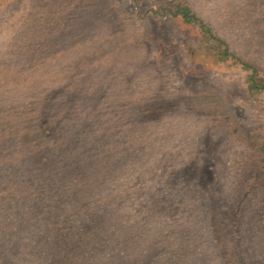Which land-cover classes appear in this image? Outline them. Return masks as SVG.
<instances>
[{
	"label": "rangeland",
	"instance_id": "rangeland-1",
	"mask_svg": "<svg viewBox=\"0 0 264 264\" xmlns=\"http://www.w3.org/2000/svg\"><path fill=\"white\" fill-rule=\"evenodd\" d=\"M254 68L264 0H0V264H264Z\"/></svg>",
	"mask_w": 264,
	"mask_h": 264
},
{
	"label": "trees",
	"instance_id": "trees-1",
	"mask_svg": "<svg viewBox=\"0 0 264 264\" xmlns=\"http://www.w3.org/2000/svg\"><path fill=\"white\" fill-rule=\"evenodd\" d=\"M179 13H181L183 19L187 22H198L201 26V28H204L208 31H210L211 29L205 25V23L195 14L192 12L191 8L189 6H185V7H180ZM173 14H176V12H174ZM227 54H231L229 53L228 50H226ZM244 66L250 67L248 64L243 63ZM253 73L250 76V84L253 87V89H258V88H264V78L257 76V72L256 69H253ZM24 157V156H23ZM48 159V153H41L40 157H39V161L36 163V165H40L39 167V171H41L43 173V177L38 178L39 179V184L41 186H45L47 188V190H45L40 198H43V200L41 201L40 206L41 207H36V209L38 210L37 212H41V209L45 210L46 213H56L59 210H62L63 208H66L65 205L63 206L64 202L66 204L67 201H64V197H63V192L67 191L66 188H68V184L65 181V176L61 174V172H59L56 175H51L52 172L54 170H50L49 168H51V166L48 167V165H44L43 163L46 162ZM25 162L27 163V156L25 158ZM28 164V163H27ZM46 166V169H44ZM53 167L56 168V164L53 165ZM45 170H50V171H45ZM57 170V169H56ZM49 172V173H48ZM48 174L50 176V178H52L54 181L59 180V186L60 188H55L54 190H51L53 185L51 183L48 182V176L46 175ZM61 190H63L61 192ZM40 194V191L36 190V191H29V196L32 200V202H35V199L37 197V195ZM52 194L56 195V194H61V197L57 200H54L53 203H50V205H48V202L50 198H53ZM28 193L25 192L24 195V200L28 199L29 196L27 197ZM27 197V198H26ZM48 197V198H47ZM46 203V204H45ZM33 206V205H30ZM80 207V206H79ZM35 214H38L35 212ZM34 214L31 215L30 221H32V216Z\"/></svg>",
	"mask_w": 264,
	"mask_h": 264
}]
</instances>
